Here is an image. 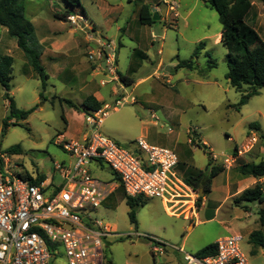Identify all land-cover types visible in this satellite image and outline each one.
Instances as JSON below:
<instances>
[{"label":"rangeland","instance_id":"obj_1","mask_svg":"<svg viewBox=\"0 0 264 264\" xmlns=\"http://www.w3.org/2000/svg\"><path fill=\"white\" fill-rule=\"evenodd\" d=\"M145 1L152 5L157 3V0ZM162 1L161 14L158 12L162 19L149 27L139 23L141 2L138 0H81L84 11L80 8V14L68 21L54 16L68 9L65 0H24L25 16L35 26L30 43L43 51V65L50 79L44 91L46 101H41V81L37 73L16 40L8 35L6 28L0 27V57L14 58L10 95L21 110L40 105L26 121L19 120L18 125L11 124L3 131L10 110L0 84V153L13 157L30 172L37 168L48 173L54 162L68 163L69 156L57 143L59 133L68 131L72 138L81 141L82 133H89L90 128L81 107L75 110L62 100L82 104L92 95L82 88L93 83L103 101L111 106L101 127L102 134L128 148H133L136 141L143 138L152 146L176 150L180 156L181 165L176 170L180 178L184 179L185 172L190 170L213 167L223 169L222 173H229L231 177H241L243 165L264 160V143L259 139L254 149L231 170L222 164L236 146L242 147L247 142L250 124L257 123L264 131V89L240 111L236 108L249 89L245 86L240 92L227 80L228 51L215 42L222 32L218 13L206 0ZM251 1L256 2L257 7L264 4V0ZM167 2L177 4L178 17L169 12ZM82 23L86 25L83 28ZM256 30L264 40V16ZM106 42L115 43L117 69L121 74L130 75L135 82L145 80L126 87L118 79L100 87L101 79L110 78L105 74L95 78L90 75L97 68L90 56L97 61L99 49ZM201 43L206 47L194 59V69L178 68L181 62L192 59ZM136 50L145 53L147 58L133 59ZM207 52L216 61L215 67L211 68ZM138 64L136 72L130 74L131 65ZM115 85L120 88L116 89ZM123 98L127 99V104L115 111L116 102H123ZM14 122L16 118L10 123ZM199 141L207 146L206 150L198 147ZM12 147H18L19 153L10 152ZM212 155L218 156L217 161ZM90 169L93 177L100 181L114 179L105 164H92ZM226 174L216 178L211 200L224 201L222 186ZM259 183L264 186V179ZM107 203L91 215L113 235L106 239L107 256L113 264H170L169 258L175 255L173 251L158 256L155 244L143 236L167 241L196 255L218 238L235 232L245 237L242 250L249 264H264V248H255L249 240L250 232L261 230L264 233L260 220L264 205L237 203L233 199L225 202L216 214L213 210L206 214L200 209L199 218L187 220L183 215H169V205L162 199H146L144 206L136 210L138 226L135 227L130 221L131 209L122 188L110 196ZM189 206L186 205V209ZM195 206L198 211L197 202ZM190 225L194 226L192 230L188 229ZM176 252L183 259V254ZM57 264H66V261Z\"/></svg>","mask_w":264,"mask_h":264},{"label":"built area","instance_id":"obj_2","mask_svg":"<svg viewBox=\"0 0 264 264\" xmlns=\"http://www.w3.org/2000/svg\"><path fill=\"white\" fill-rule=\"evenodd\" d=\"M166 5L178 17L177 5ZM116 52L115 43L106 42L97 61L90 56L97 69L110 78L102 85L119 79ZM123 99L116 102L115 109L127 104ZM110 109L106 105L85 115L90 132L83 142H59L71 162L55 163L52 176L39 180L38 174L30 175L13 157L0 153V264H57L62 260L66 264H110L106 239L113 235L91 214L120 188L129 198L162 199L171 215L189 220L196 217L200 196L178 176L177 151L152 146L143 138L136 141L135 148H128L102 134ZM258 141V133L251 131L247 142L224 158L223 166L231 170ZM212 159L217 161L218 156L212 155ZM92 164L107 165L114 179L94 178ZM244 240L241 233L222 237L215 243L214 254L198 257L154 238L157 253L175 249L183 254V264H249L242 250Z\"/></svg>","mask_w":264,"mask_h":264},{"label":"trees","instance_id":"obj_3","mask_svg":"<svg viewBox=\"0 0 264 264\" xmlns=\"http://www.w3.org/2000/svg\"><path fill=\"white\" fill-rule=\"evenodd\" d=\"M142 2L139 10V23L142 26L154 27L158 21L153 20L154 13L149 4L143 3L144 0H138ZM209 6L215 10L220 18L222 24L221 32V44L227 49L226 62L229 69L227 74V80L231 86L238 91L246 86L249 91L242 95L240 103L236 108L240 111L241 107L248 104V102L255 96L260 95V91L264 89V40L259 33L246 22V16L252 9L251 0H206ZM68 9L65 11L55 13V18L60 21H68L70 17L78 16L79 9L83 11L81 0H65ZM160 15V14H159ZM161 20V16H160ZM159 20V21H160ZM0 27L7 29L8 35L16 40L17 46L25 54L28 64L37 73L38 78L41 81L42 91L40 92V99L43 101V91L47 88V82L49 81V75L46 68L42 63L41 50L34 48L30 39L34 36L35 26L25 16L24 0H0ZM206 44L201 43L189 61L181 62L178 68L194 69L195 61L198 58L200 51L205 49ZM206 56L210 59L211 68L217 65L216 61L212 58V55L207 52ZM143 60L146 59L144 53L140 50H136L133 59ZM140 60V61H141ZM134 63V62H133ZM13 65L14 58L12 56L0 57V84L5 91L4 98L9 102L10 115L4 120L3 131H6L11 124L18 125V121H26L29 116L39 108V104L29 110H21L17 107L14 98L10 95L11 82L13 81ZM138 65H131L129 73L136 72ZM119 80L126 87H131L135 84V81L130 75H123L118 72ZM65 103L75 110H80L85 114L90 112H97L103 108L104 104L99 102L95 97H88L81 105L75 104L71 100L63 99ZM17 119L16 123H10L12 119ZM63 119L65 120L64 116ZM250 131H256L259 139L264 143V132L257 123L249 125ZM198 147L200 145L198 144ZM237 146L235 147L236 150ZM18 147L10 148V152L13 154L19 153ZM181 163H179L180 168ZM210 166V162L208 164ZM224 170L213 167L207 170H190L185 172L184 181L194 191L200 193L202 190L203 197H199L197 204L200 206L203 198L212 192V185L214 179L222 174ZM240 173L246 177H253L256 179H264V160L255 164H246L240 168ZM32 179L31 176H28ZM44 176H40L39 180H42ZM236 202H248L258 205H264V186L261 183H257L254 187L244 190L238 197L235 198ZM126 202L130 207L129 218L135 227L138 226L136 218V210L139 207H143L146 199L144 198H129L126 197ZM261 224L264 225V209L260 210ZM144 239L153 242L155 241L148 236H143ZM250 242L255 248H264V233L261 230L253 231L249 235ZM216 252V244H211L196 255L198 257H206ZM110 264H113L109 260Z\"/></svg>","mask_w":264,"mask_h":264},{"label":"crops","instance_id":"obj_4","mask_svg":"<svg viewBox=\"0 0 264 264\" xmlns=\"http://www.w3.org/2000/svg\"><path fill=\"white\" fill-rule=\"evenodd\" d=\"M257 1V0H256ZM157 3L152 5L148 2H146L145 0L143 1V3L145 4H149L152 8V11L153 12H156L157 13L159 12L161 14V11L162 9L160 8L161 6V2L163 3L162 0H157L156 1ZM169 3V2H167ZM166 3V4H167ZM256 2L252 1V9L250 10V12L248 13V15L246 16V22L252 26L255 30H256V27H260L261 26V20L263 19V16H264V4L262 3L263 6H260V7H257V5L255 4ZM142 4V2H141ZM177 5V4H176ZM161 16V15H160ZM162 19V17H161ZM86 26L85 24L82 23V28ZM92 28V27H91ZM122 30V29H121ZM257 31V30H256ZM258 32V31H257ZM260 35V34H259ZM156 36H158L156 34ZM215 42L216 43H220L221 42V32L216 36L215 38ZM100 43H98V47H100L99 45ZM221 44V43H220ZM42 52V56H41V59L43 57V51ZM91 52H93L91 50ZM145 54V53H144ZM146 58H147V55L145 54ZM42 63H43V59H42ZM94 63H96L94 61ZM119 72V71H118ZM120 73V72H119ZM101 71H99L97 68H95V70L90 74L92 77H99L101 76ZM37 76V75H36ZM38 77V76H37ZM50 79V78H49ZM145 79H142L140 80L139 82H135V86L137 85V83H140L142 81H144ZM104 80L101 79L99 85L100 87L102 86H105V85H102V82ZM48 83V82H47ZM91 84V85H90ZM116 86V89H119L120 86L118 85H115ZM48 87V86H47ZM82 89L88 91V93H92L91 96L95 97L99 102L103 103L104 106L103 108L106 106V105H109L107 103H105L102 99V97L99 95V92L97 91V88H96V85H93V83H87V85H85ZM113 90H114V87H113ZM112 90V92H113ZM41 91H42V88H41ZM47 91V89H46ZM261 93V91H260ZM43 98H44V101H46V98L44 97V91H43ZM76 104V103H75ZM81 105V104H80ZM120 109V108H119ZM119 109H115V111H118ZM65 118V117H64ZM66 122V120H65ZM16 123V122H14ZM262 129V128H261ZM263 131V130H262ZM264 132V131H263ZM88 133H82V138H81V141L80 140H77L76 138H72L71 136H73L72 134H70L68 131H65L64 133H59L58 135V139H57V143L58 145L62 148V146L59 144V142L61 140H65V141H76V142H83L86 138ZM109 135H113L111 132H109ZM135 148V147H134ZM63 149V148H62ZM70 158V157H69ZM69 162H71V158L69 160ZM57 163V162H54L53 163V167L51 168V170L48 172V173H44L42 171H40L39 169L36 168V171L34 172H30V171H27L30 175L32 174H38L39 176H52L54 175V164ZM222 174H226V173H222ZM221 175V174H220ZM219 175V176H220ZM219 176H217L216 178H218ZM56 178V176L54 177V179ZM216 178L214 179L213 181V185H214V182L216 180ZM261 180L260 179H256V178H253V177H246V176H234V177H231L229 173L226 174V178H225V182H224V185L222 186V191L224 192L225 194V199L224 201L220 202V201H213L211 200L209 197L210 195H212L213 193V188L214 186L212 185V192L207 195L206 197L203 198V201L201 202V205L198 209V211L196 212V218H199V210L202 209L204 212H206V214L213 210L215 211V214L221 210L222 206L225 204V202H229L230 200H233L235 199L236 197H238L244 190L248 189V188H251V187H254L258 182H260ZM105 205H108V203L106 202ZM263 206V205H262ZM264 207V206H263ZM169 215H171V213L168 212ZM185 218V217H184ZM186 219V218H185ZM188 220V219H187ZM264 227V225H262ZM194 228V226L190 225L188 227L189 230H192ZM235 233H240V232H235ZM252 232H250L251 234ZM222 238V237H220ZM218 238V239H220ZM217 239V240H218ZM167 242V241H165ZM217 242V241H216ZM215 242V243H216ZM168 243V242H167ZM173 251V253L175 254L173 257L169 258V263L170 264H183V259L180 258L181 256L177 254V250L175 249H172V248H166L165 249V254H167L169 251ZM175 250V251H174ZM155 251V249H154ZM163 253V254H164ZM155 254L158 255V256H163V254H159L155 251ZM156 255H154L152 253V256L156 259Z\"/></svg>","mask_w":264,"mask_h":264},{"label":"water","instance_id":"obj_5","mask_svg":"<svg viewBox=\"0 0 264 264\" xmlns=\"http://www.w3.org/2000/svg\"><path fill=\"white\" fill-rule=\"evenodd\" d=\"M153 20H154V21H159V20H160V15H159V13H157V12L154 13ZM156 34L158 35V31H157V30H156ZM103 66H105V62H104V65H103ZM198 144L200 145V147L204 148L205 150L207 149V146L202 145L201 141H199ZM199 196H200V197H203V196H204V193H203L202 190L200 191Z\"/></svg>","mask_w":264,"mask_h":264}]
</instances>
